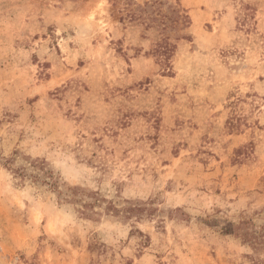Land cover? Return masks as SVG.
Instances as JSON below:
<instances>
[{
  "label": "rangeland",
  "instance_id": "1",
  "mask_svg": "<svg viewBox=\"0 0 264 264\" xmlns=\"http://www.w3.org/2000/svg\"><path fill=\"white\" fill-rule=\"evenodd\" d=\"M148 1L0 0V264H264L218 224L264 210V0Z\"/></svg>",
  "mask_w": 264,
  "mask_h": 264
},
{
  "label": "trees",
  "instance_id": "2",
  "mask_svg": "<svg viewBox=\"0 0 264 264\" xmlns=\"http://www.w3.org/2000/svg\"><path fill=\"white\" fill-rule=\"evenodd\" d=\"M161 3L162 1L160 0H149L144 3L139 11L143 15H150L154 9L159 8ZM170 13L172 14V18L166 14L157 13L163 29L168 24L169 26H174L179 19L187 18L186 15L180 14L179 10L173 7ZM156 45L155 53L158 57L162 56L161 62L164 66H169L168 58L171 55L173 45L166 40V37L158 41ZM15 155L17 154L15 153ZM15 155L7 159L3 163V166L17 182L22 184L28 181L36 185H45L50 192L55 194L58 203L73 205L81 216L89 217L98 213L96 206L98 208L101 207L102 197L96 194L85 193L80 187L61 185L58 177L47 168L45 161L31 160L28 165H16L13 163L17 158ZM111 208L115 207L108 205L104 207V210H111ZM113 210L115 213L118 212L116 209ZM134 210L133 208H127L128 214ZM262 218L264 219V210L254 211L250 214H241L240 219L236 223H224V221H220L218 223L220 224L219 230L229 233L254 249H264V222L261 224L256 223L257 219ZM206 222L210 223L209 221ZM211 225L215 226V224Z\"/></svg>",
  "mask_w": 264,
  "mask_h": 264
}]
</instances>
